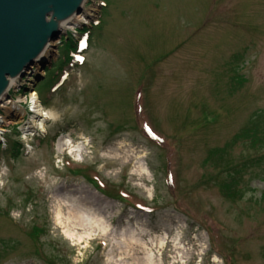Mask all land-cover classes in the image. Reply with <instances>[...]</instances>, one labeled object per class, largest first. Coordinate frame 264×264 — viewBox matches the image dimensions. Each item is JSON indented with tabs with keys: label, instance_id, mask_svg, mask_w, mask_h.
<instances>
[{
	"label": "rangeland",
	"instance_id": "obj_1",
	"mask_svg": "<svg viewBox=\"0 0 264 264\" xmlns=\"http://www.w3.org/2000/svg\"><path fill=\"white\" fill-rule=\"evenodd\" d=\"M105 3L58 90L67 34L11 89L55 113L43 140L0 110V264H264V0Z\"/></svg>",
	"mask_w": 264,
	"mask_h": 264
},
{
	"label": "water",
	"instance_id": "obj_2",
	"mask_svg": "<svg viewBox=\"0 0 264 264\" xmlns=\"http://www.w3.org/2000/svg\"><path fill=\"white\" fill-rule=\"evenodd\" d=\"M83 0H0V97L8 77L47 62L45 48L60 37L59 22L80 13ZM48 17H50L48 19Z\"/></svg>",
	"mask_w": 264,
	"mask_h": 264
},
{
	"label": "bare ground",
	"instance_id": "obj_3",
	"mask_svg": "<svg viewBox=\"0 0 264 264\" xmlns=\"http://www.w3.org/2000/svg\"><path fill=\"white\" fill-rule=\"evenodd\" d=\"M84 4V3H83ZM84 15H86V11H84ZM86 16H83V14H79L78 16H74L73 18L69 19L64 25H66V28L65 29H74L76 25H79L81 23V21H86ZM17 77H14L13 79H11L9 81V88L12 86V85H15L16 82H17ZM35 97H36V94H32V100H34V102L36 103V100H35ZM1 98H2V95H1ZM9 106V105H8ZM7 108V107H6ZM17 110H21V107L18 105V103H16L15 101H12L11 102V106L10 108L8 107L7 109H5V112L7 114L11 113V115H13L14 113H17L18 111ZM34 110L39 113V117L41 118H35L33 117L31 122L28 123V126L30 127H34V128H44L45 126V119L47 118H55V113L53 111H50V110H45V109H42L38 103H36V105L34 106ZM29 128V127H28ZM143 170H146L145 167H143ZM73 200H69V203L72 202ZM68 202H66L65 204H67V208L72 212L74 213L75 215H73V220H71V217H68L66 218L67 220V223L70 225L71 222H75L76 224H79L80 226H83L85 224V221H86V217H87V214L83 213V209H81L80 205H77L75 203L73 204H69ZM60 210L59 211V215L62 214V210L63 208L60 207ZM59 220V219H58ZM61 222V220H60ZM63 223H65V221H63ZM74 224V223H73ZM72 224V225H73ZM65 227H66V234L70 237H77L78 239H82V235H79L78 233L74 232L72 229H70L66 224H65ZM165 244V239L161 238L160 241H159V244L158 246L160 247H163ZM139 246V247H138ZM138 247V248H137ZM137 248V250H136ZM146 250L148 249V245L146 243L140 245L138 243H136L134 246H133V250H136V253L137 251L139 250ZM149 256V255H148ZM150 260V258H149Z\"/></svg>",
	"mask_w": 264,
	"mask_h": 264
},
{
	"label": "trees",
	"instance_id": "obj_4",
	"mask_svg": "<svg viewBox=\"0 0 264 264\" xmlns=\"http://www.w3.org/2000/svg\"><path fill=\"white\" fill-rule=\"evenodd\" d=\"M245 134V136L246 137H249L250 135H253V134H255V129H249L248 131H245L244 132ZM240 137H244V136H240ZM245 137V138H246ZM80 168H76V172H81L80 170H79ZM223 186L225 187V188H231V185H229L227 182L226 183H224L223 184ZM238 191H236L235 190V194L237 193ZM232 194H233V192H232ZM234 194V195H235ZM42 231H44L42 228H38V227H36V229H35V235H38L39 234V232H42ZM47 259H49V258H47ZM50 260V259H49Z\"/></svg>",
	"mask_w": 264,
	"mask_h": 264
}]
</instances>
